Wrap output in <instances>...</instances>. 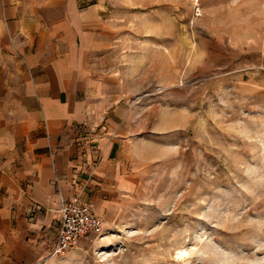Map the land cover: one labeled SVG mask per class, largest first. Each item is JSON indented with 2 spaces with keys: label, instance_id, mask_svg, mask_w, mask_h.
Wrapping results in <instances>:
<instances>
[{
  "label": "rangeland",
  "instance_id": "rangeland-1",
  "mask_svg": "<svg viewBox=\"0 0 264 264\" xmlns=\"http://www.w3.org/2000/svg\"><path fill=\"white\" fill-rule=\"evenodd\" d=\"M72 7L97 25L101 118L131 184L103 237L39 264H264V0ZM7 54L0 41V76Z\"/></svg>",
  "mask_w": 264,
  "mask_h": 264
},
{
  "label": "crops",
  "instance_id": "crops-1",
  "mask_svg": "<svg viewBox=\"0 0 264 264\" xmlns=\"http://www.w3.org/2000/svg\"><path fill=\"white\" fill-rule=\"evenodd\" d=\"M67 0H0V264H39L59 225V194L96 214L131 184L113 136L97 25ZM7 61V62H6ZM7 63L8 65H6ZM40 210L33 214L34 207Z\"/></svg>",
  "mask_w": 264,
  "mask_h": 264
},
{
  "label": "built area",
  "instance_id": "built-area-1",
  "mask_svg": "<svg viewBox=\"0 0 264 264\" xmlns=\"http://www.w3.org/2000/svg\"><path fill=\"white\" fill-rule=\"evenodd\" d=\"M40 210L34 207L33 214ZM59 225L57 235L50 248V257H59L78 247L90 236L103 237L104 222L93 208L79 197L65 198L59 194Z\"/></svg>",
  "mask_w": 264,
  "mask_h": 264
}]
</instances>
